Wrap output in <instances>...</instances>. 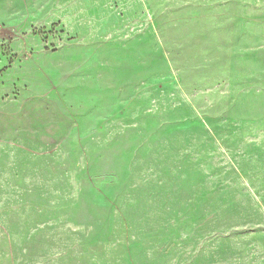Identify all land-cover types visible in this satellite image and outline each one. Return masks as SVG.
<instances>
[{"label": "rangeland", "instance_id": "1", "mask_svg": "<svg viewBox=\"0 0 264 264\" xmlns=\"http://www.w3.org/2000/svg\"><path fill=\"white\" fill-rule=\"evenodd\" d=\"M56 1L0 9V264H264V0H84L80 34Z\"/></svg>", "mask_w": 264, "mask_h": 264}, {"label": "crops", "instance_id": "2", "mask_svg": "<svg viewBox=\"0 0 264 264\" xmlns=\"http://www.w3.org/2000/svg\"><path fill=\"white\" fill-rule=\"evenodd\" d=\"M40 1H42V0H40ZM83 2H84V0H57L56 1L57 4L59 3V4L63 5V7H62L63 14L61 16V20L66 25V28L69 32L79 33V34L83 32V23L81 20L83 18L81 17V14H80L82 12L80 5ZM4 4H5V0H0V9L3 10L2 7ZM32 11H34V10L32 9ZM39 11H41V10H39ZM33 16H34V18H41V16H39L37 14H34ZM70 59H71V57H70ZM44 64H45L44 67L41 66L43 69L51 67V68H53V70H60L59 66H57V65L52 64L49 66L48 61H46ZM68 67L72 70V72H71V74H72L74 70H79V69L80 70L82 69V73H83L87 66L85 65L84 57L78 56V58L71 59L70 61H68ZM89 67L90 66L88 65L87 69ZM42 78H43V76H42L39 68L36 65L34 68V71H32L30 73V83H32V84H30V86L31 87L33 86V90H34V91L32 90L33 92H32V95L30 98L35 99V100L36 99L39 100L45 96L46 99H49L48 96H46L49 92L48 93L47 92L38 93L35 89V86L38 84V82H40L42 80ZM79 84H81V83H79ZM78 94H77V98L79 97ZM50 95L54 98L55 96H58V93H51ZM69 96H71V95H68V98H71ZM78 106H79V104H78ZM20 111L21 110H17V112H14V113H18ZM2 113L4 114L5 110L0 108V114H2Z\"/></svg>", "mask_w": 264, "mask_h": 264}]
</instances>
